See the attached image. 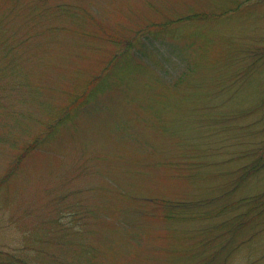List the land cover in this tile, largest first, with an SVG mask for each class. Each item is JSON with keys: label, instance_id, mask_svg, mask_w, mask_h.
I'll return each instance as SVG.
<instances>
[{"label": "rangeland", "instance_id": "1", "mask_svg": "<svg viewBox=\"0 0 264 264\" xmlns=\"http://www.w3.org/2000/svg\"><path fill=\"white\" fill-rule=\"evenodd\" d=\"M260 48L264 0H0V251L209 257L230 213L182 217L264 191L262 170L220 203L264 141ZM221 260L264 264V233Z\"/></svg>", "mask_w": 264, "mask_h": 264}, {"label": "trees", "instance_id": "2", "mask_svg": "<svg viewBox=\"0 0 264 264\" xmlns=\"http://www.w3.org/2000/svg\"><path fill=\"white\" fill-rule=\"evenodd\" d=\"M257 56V63L264 61V48L259 49ZM66 119L67 116L65 114L62 117V122ZM59 124V121H54L49 130L54 131ZM253 150L254 152L249 155L252 157L251 163L243 167L244 174L239 177V180L231 184L232 188L223 192L224 195L220 197V203L229 199L230 195L234 194L250 178L264 170V141H260ZM222 205L224 204L222 203ZM226 213L230 214L225 221L205 228L211 234V238L204 245H215V242L216 244L220 242L221 246L215 252L209 254V257L202 259L199 264H227L226 261L221 260L225 252L231 248L237 251L242 245L264 233V191L249 197L247 196L246 198H240L233 203L226 202L224 208L219 210L215 215L213 213L211 216L205 218L203 214L200 216H193L192 214L191 216L184 215L182 219L202 217L206 221H215V218ZM168 217L171 216L168 215ZM202 218L199 219L201 220ZM16 258L12 254L0 251V264H19ZM225 259L227 260V257Z\"/></svg>", "mask_w": 264, "mask_h": 264}]
</instances>
